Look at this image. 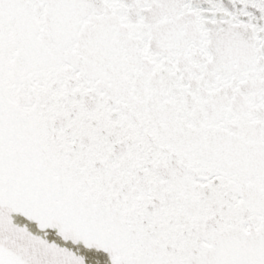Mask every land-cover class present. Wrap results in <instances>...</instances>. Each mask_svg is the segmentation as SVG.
Segmentation results:
<instances>
[{
    "label": "snow or ice",
    "instance_id": "snow-or-ice-1",
    "mask_svg": "<svg viewBox=\"0 0 264 264\" xmlns=\"http://www.w3.org/2000/svg\"><path fill=\"white\" fill-rule=\"evenodd\" d=\"M0 264H264V0H0Z\"/></svg>",
    "mask_w": 264,
    "mask_h": 264
}]
</instances>
